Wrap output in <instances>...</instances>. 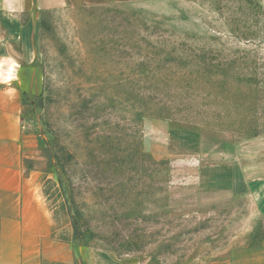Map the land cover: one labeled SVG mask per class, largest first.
<instances>
[{
	"label": "rangeland",
	"instance_id": "obj_1",
	"mask_svg": "<svg viewBox=\"0 0 264 264\" xmlns=\"http://www.w3.org/2000/svg\"><path fill=\"white\" fill-rule=\"evenodd\" d=\"M23 19L41 73L25 116L83 248L189 264L264 243V189L215 199L217 164L264 176V0H68ZM19 25L0 15L17 42Z\"/></svg>",
	"mask_w": 264,
	"mask_h": 264
},
{
	"label": "crops",
	"instance_id": "obj_2",
	"mask_svg": "<svg viewBox=\"0 0 264 264\" xmlns=\"http://www.w3.org/2000/svg\"><path fill=\"white\" fill-rule=\"evenodd\" d=\"M67 2L0 0V15L20 24V42L0 31V264H169L157 256L132 258L80 245L59 177L48 170L47 138L26 119L27 99L38 92L41 73L31 64L35 31L31 21L23 19L24 10H57ZM18 44L22 49L17 52ZM216 170L223 182L216 200L231 202L253 183L264 189V176L248 177L247 166L224 161ZM189 264H264V243L237 246Z\"/></svg>",
	"mask_w": 264,
	"mask_h": 264
},
{
	"label": "clouds",
	"instance_id": "obj_3",
	"mask_svg": "<svg viewBox=\"0 0 264 264\" xmlns=\"http://www.w3.org/2000/svg\"><path fill=\"white\" fill-rule=\"evenodd\" d=\"M9 73H11V69H9Z\"/></svg>",
	"mask_w": 264,
	"mask_h": 264
}]
</instances>
